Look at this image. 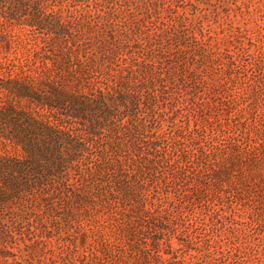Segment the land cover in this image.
<instances>
[{
  "label": "rangeland",
  "instance_id": "374dc122",
  "mask_svg": "<svg viewBox=\"0 0 264 264\" xmlns=\"http://www.w3.org/2000/svg\"><path fill=\"white\" fill-rule=\"evenodd\" d=\"M0 264H264V0H0Z\"/></svg>",
  "mask_w": 264,
  "mask_h": 264
}]
</instances>
